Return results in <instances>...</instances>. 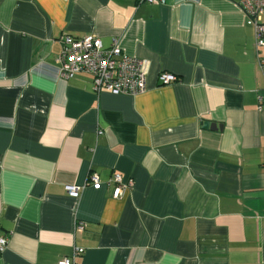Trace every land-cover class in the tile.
Instances as JSON below:
<instances>
[{"label": "crops", "instance_id": "obj_1", "mask_svg": "<svg viewBox=\"0 0 264 264\" xmlns=\"http://www.w3.org/2000/svg\"><path fill=\"white\" fill-rule=\"evenodd\" d=\"M239 3L0 0V264L74 247L76 264H264V78ZM66 34L117 37L146 90L62 77ZM115 173L133 182L119 198Z\"/></svg>", "mask_w": 264, "mask_h": 264}, {"label": "built area", "instance_id": "obj_2", "mask_svg": "<svg viewBox=\"0 0 264 264\" xmlns=\"http://www.w3.org/2000/svg\"><path fill=\"white\" fill-rule=\"evenodd\" d=\"M137 4H163L165 0H135ZM240 9L246 23L254 29V47L258 68L264 78V58L260 50L264 47V21L261 15L264 11V0H240ZM62 48L56 59L60 75L70 78L77 73H87L92 78V85L96 92L106 90L112 94L137 95L146 90V64L136 56L125 53L117 37L112 38L108 47H103L100 39L92 34L82 37L64 35L61 38ZM179 78L168 72H160L158 82L161 85L178 82ZM260 108V106H259ZM101 131H98L100 134ZM89 183L93 188L101 186L98 176L91 173ZM112 186V195L119 198L133 185L132 180L124 181L121 175L115 173L107 182ZM66 192L70 196H77L79 186L66 185ZM83 222L76 223V229L83 230ZM7 237L0 236V253L7 247ZM83 252L82 248L74 247L71 257H64L58 264H76L74 256Z\"/></svg>", "mask_w": 264, "mask_h": 264}, {"label": "water", "instance_id": "obj_3", "mask_svg": "<svg viewBox=\"0 0 264 264\" xmlns=\"http://www.w3.org/2000/svg\"><path fill=\"white\" fill-rule=\"evenodd\" d=\"M204 126L210 129H220L221 125H217L216 123H210V122H205Z\"/></svg>", "mask_w": 264, "mask_h": 264}]
</instances>
